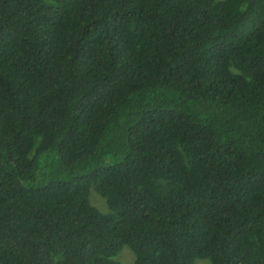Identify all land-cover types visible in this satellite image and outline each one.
I'll return each mask as SVG.
<instances>
[{
	"label": "trees",
	"instance_id": "obj_1",
	"mask_svg": "<svg viewBox=\"0 0 264 264\" xmlns=\"http://www.w3.org/2000/svg\"><path fill=\"white\" fill-rule=\"evenodd\" d=\"M123 247L264 264V0H0V264Z\"/></svg>",
	"mask_w": 264,
	"mask_h": 264
},
{
	"label": "rangeland",
	"instance_id": "obj_2",
	"mask_svg": "<svg viewBox=\"0 0 264 264\" xmlns=\"http://www.w3.org/2000/svg\"><path fill=\"white\" fill-rule=\"evenodd\" d=\"M90 193H94L95 195H97L93 190H89V193H88L89 194V198H88V200H90ZM97 197H99V196L97 195ZM99 199L103 203V206H102L101 202H100V208H103V207L104 208L103 209L95 208V209L101 214H106L107 213V208H106V205L104 203V200L102 198H100V197H99ZM124 251H126L128 254L124 253L123 255H121L120 258H119L120 262L122 264H130V259H131V264H132V259H133L132 254L130 253V251L127 250L126 247H123L122 250H121V252H124ZM194 264H209V262L207 260H195Z\"/></svg>",
	"mask_w": 264,
	"mask_h": 264
}]
</instances>
